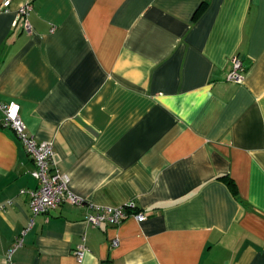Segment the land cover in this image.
Returning <instances> with one entry per match:
<instances>
[{"label":"crops","instance_id":"1","mask_svg":"<svg viewBox=\"0 0 264 264\" xmlns=\"http://www.w3.org/2000/svg\"><path fill=\"white\" fill-rule=\"evenodd\" d=\"M3 1L0 105L86 203L146 218L65 202L28 227L35 164L0 107V264L19 236L13 264H264V0Z\"/></svg>","mask_w":264,"mask_h":264},{"label":"built area","instance_id":"2","mask_svg":"<svg viewBox=\"0 0 264 264\" xmlns=\"http://www.w3.org/2000/svg\"><path fill=\"white\" fill-rule=\"evenodd\" d=\"M9 3L10 0H4L1 5L2 8L5 9ZM30 10L31 3L27 1L21 3L16 11L14 25L19 26L25 32L31 30L28 20ZM231 63L232 68L227 74V79L241 81L243 76L241 59L238 56H233ZM0 107L3 112L2 126L13 130L17 139L23 144L27 154L35 164V168L31 174L37 180L36 188L21 190V192H27L29 195L28 204L31 215L28 227L33 223L36 215L53 210L65 202L77 206L86 204L90 211L86 213L85 220L94 227H100L103 223L117 225L128 215L133 216L137 221H142L146 218V213L137 210L135 203L132 201L120 206H94L91 203H86L83 197L69 189L67 174L59 171L56 167L52 144L47 141L37 140L26 131L24 122L19 116L18 103L8 101L1 104ZM8 204L7 202H0V213L6 209ZM27 228L22 231V234H24ZM117 242V239H113L112 244L116 245ZM21 244L22 237L19 236L15 239L13 246L6 255L7 264H13L11 254ZM84 252L85 247L82 245L73 251L77 259H81Z\"/></svg>","mask_w":264,"mask_h":264},{"label":"trees","instance_id":"3","mask_svg":"<svg viewBox=\"0 0 264 264\" xmlns=\"http://www.w3.org/2000/svg\"><path fill=\"white\" fill-rule=\"evenodd\" d=\"M219 178L225 180L227 183H230L229 179L226 176H219Z\"/></svg>","mask_w":264,"mask_h":264}]
</instances>
